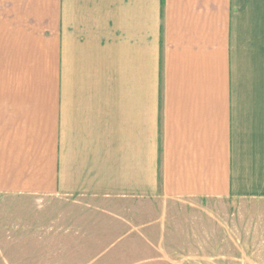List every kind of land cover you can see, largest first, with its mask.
Returning <instances> with one entry per match:
<instances>
[{"label": "crops", "instance_id": "obj_1", "mask_svg": "<svg viewBox=\"0 0 264 264\" xmlns=\"http://www.w3.org/2000/svg\"><path fill=\"white\" fill-rule=\"evenodd\" d=\"M0 194L50 202L35 264L264 236V0H0Z\"/></svg>", "mask_w": 264, "mask_h": 264}, {"label": "rangeland", "instance_id": "obj_2", "mask_svg": "<svg viewBox=\"0 0 264 264\" xmlns=\"http://www.w3.org/2000/svg\"><path fill=\"white\" fill-rule=\"evenodd\" d=\"M201 211L202 222L212 223L217 232L215 237H205L203 248L188 251L192 264H264V250H261L264 236H245L243 228L235 233L229 230L230 220L223 205L204 203ZM51 227L50 202L0 194V264H35L42 255L37 250L44 242L38 233ZM124 240L107 251L93 252L89 264H141L156 256L148 252L117 251Z\"/></svg>", "mask_w": 264, "mask_h": 264}]
</instances>
